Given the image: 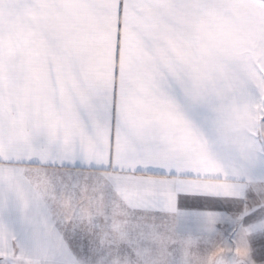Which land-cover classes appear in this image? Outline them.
<instances>
[{
    "label": "snow or ice",
    "instance_id": "6c2138e0",
    "mask_svg": "<svg viewBox=\"0 0 264 264\" xmlns=\"http://www.w3.org/2000/svg\"><path fill=\"white\" fill-rule=\"evenodd\" d=\"M0 264H264V0H0Z\"/></svg>",
    "mask_w": 264,
    "mask_h": 264
}]
</instances>
